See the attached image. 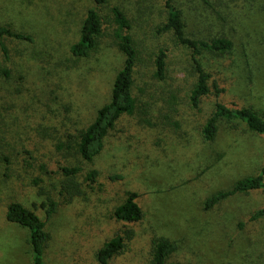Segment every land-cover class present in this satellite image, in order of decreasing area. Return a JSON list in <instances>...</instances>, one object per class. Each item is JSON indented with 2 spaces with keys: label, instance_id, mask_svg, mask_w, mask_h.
<instances>
[{
  "label": "rangeland",
  "instance_id": "rangeland-1",
  "mask_svg": "<svg viewBox=\"0 0 264 264\" xmlns=\"http://www.w3.org/2000/svg\"><path fill=\"white\" fill-rule=\"evenodd\" d=\"M192 38L227 37L230 51H204L198 56L211 73L210 94L193 109L195 83L192 51L178 44L166 22L165 0H109L124 8L138 50L133 92L138 107L123 115L106 137L92 163L80 161L74 140L111 96L123 56L112 28L89 56L74 57L70 48L94 0H0V24L34 36V44L8 40L9 67L23 65L0 91L14 97L11 109L0 108V148L9 163L0 162V264H34L28 231L6 218L8 205L21 202L47 221L51 239L46 264H99L96 253L122 228L135 235L110 264H148L152 239L166 235L179 244L170 261L183 264H264V193L230 196L212 208L205 200L256 174L264 165V134L245 125L222 122L216 138L207 141L202 127L220 99L228 105H252L264 114V0H174ZM159 48L168 52L165 80L155 76ZM221 89L220 96H216ZM10 90V93L8 92ZM21 97V99L19 98ZM4 98L7 97H3ZM78 157V160H77ZM80 164L85 191L72 201L59 194L61 165ZM95 169L97 177L90 179ZM129 191L139 194L141 221L125 223L115 208ZM48 196L58 204L47 219Z\"/></svg>",
  "mask_w": 264,
  "mask_h": 264
},
{
  "label": "trees",
  "instance_id": "trees-1",
  "mask_svg": "<svg viewBox=\"0 0 264 264\" xmlns=\"http://www.w3.org/2000/svg\"><path fill=\"white\" fill-rule=\"evenodd\" d=\"M241 1V0H239ZM95 5L89 8L83 20L80 37L71 45L70 52L74 57L82 58L89 56L98 49L102 37L105 33V26L112 28L113 38L119 51L123 56V62L117 71L111 88L110 99L103 104L96 113L95 118L80 131L75 142L76 154L80 161L92 163L103 151L106 137L115 127L118 120L123 115H133L137 110L138 98L133 92L135 85V70L138 62V50L134 38L130 32L131 20L124 8L120 5H113L109 14L102 15L101 7L105 6L109 0H94ZM167 9L166 22L162 25V31L172 32L175 41L192 51V61L194 66L195 83L190 89L189 101L193 109L199 110L202 100L210 94L211 73L208 72L198 56L204 51H230L233 42L227 37L216 38H192L187 34V25L182 11L175 5L174 0H165ZM17 43L34 44V36L25 31L13 29L10 25L0 24V52L5 58V62L11 61L10 46L7 41ZM155 76L159 80H165L168 66V52L165 48H159L155 59ZM23 65L15 64L9 67L0 62V76L6 80L12 78V72L16 71L18 79H23ZM21 85L16 86L12 94L14 97L3 95L0 91V108L11 110L17 100ZM10 93V90H8ZM221 89H217L216 96H220ZM7 97L4 98L3 97ZM21 99V97H19ZM1 114V113H0ZM225 122L229 128L237 129L240 125H245L250 131L257 134H264V114L260 109L252 105L237 106L228 105L217 98L215 107L211 115L202 127V135L205 140L213 141L218 133L219 126ZM6 149L0 148V162L9 163V155ZM77 157V160H78ZM64 176L61 182L59 194L65 199L72 201L78 196L84 195L85 191L79 181V174L83 170L80 164L61 165L59 168ZM98 171L92 169L88 177L94 179ZM251 192L264 193V165L260 171L253 175H248L238 179L230 188L215 192L205 200L207 209L214 207L230 196L236 194H246ZM139 194L136 191H129L125 200L114 210V217L118 221L134 223L141 221L144 211L138 203ZM58 202L48 196L46 216L50 218L58 209ZM264 216V208L257 210L250 216L251 220H256ZM6 218L9 222L16 223L28 231L27 243L30 245L34 264H46V248L51 239V234L47 230V221L43 220L34 210L29 209L21 202H11L6 211ZM135 232L130 227H124L96 253L99 264H110L113 257L122 253L127 247L128 241L132 240ZM179 244L166 235H157L152 239L151 259L148 264H183L178 261H170L171 256L177 252Z\"/></svg>",
  "mask_w": 264,
  "mask_h": 264
}]
</instances>
